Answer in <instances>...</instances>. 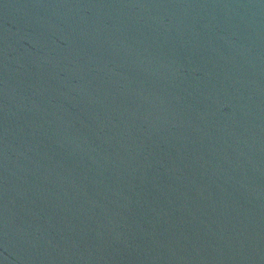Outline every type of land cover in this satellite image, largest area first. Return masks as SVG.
I'll use <instances>...</instances> for the list:
<instances>
[{
    "label": "water",
    "instance_id": "obj_1",
    "mask_svg": "<svg viewBox=\"0 0 264 264\" xmlns=\"http://www.w3.org/2000/svg\"><path fill=\"white\" fill-rule=\"evenodd\" d=\"M0 264H264V0H0Z\"/></svg>",
    "mask_w": 264,
    "mask_h": 264
}]
</instances>
